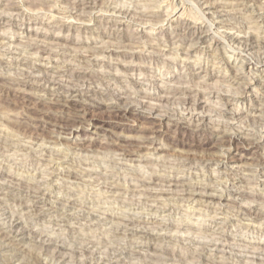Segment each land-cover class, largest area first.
<instances>
[{
  "label": "rangeland",
  "instance_id": "374dc122",
  "mask_svg": "<svg viewBox=\"0 0 264 264\" xmlns=\"http://www.w3.org/2000/svg\"><path fill=\"white\" fill-rule=\"evenodd\" d=\"M100 1L0 0V264H264V0Z\"/></svg>",
  "mask_w": 264,
  "mask_h": 264
},
{
  "label": "bare ground",
  "instance_id": "6f19581e",
  "mask_svg": "<svg viewBox=\"0 0 264 264\" xmlns=\"http://www.w3.org/2000/svg\"><path fill=\"white\" fill-rule=\"evenodd\" d=\"M82 2L80 3V4H78V5H81V6H83L84 7V9H85V7H91L92 6V4L94 5V3H91V0H81ZM95 1V0H94ZM100 1V0H99ZM80 2V1H79ZM101 2V1H100ZM96 5V4H95ZM106 5V4H105ZM207 5V4H206ZM217 5V4H216ZM173 7V6H172ZM213 8H216L215 6H214V3L213 2H211V4L209 3V5H207L206 6V9L207 10H212L213 11ZM215 10V9H214ZM123 11V10H122ZM135 11V10H134ZM133 11V12H134ZM171 11V10H170ZM169 11V12H170ZM216 11V10H215ZM215 11L213 12L214 14H215ZM120 12V11H119ZM169 12H168V14H169ZM207 12V11H206ZM210 12V11H209ZM208 12V13H209ZM124 12H122L121 14H119V15H122ZM135 13V12H134ZM137 13V12H136ZM124 14H127V13H124ZM123 14V15H124ZM139 14V13H138ZM151 12L149 13V12H145V13H140V17H139V19L141 18V16H150L151 17V19L152 18H154V19H157L158 20V18H160L157 14L156 15H153V13L151 14ZM130 15V14H129ZM183 15V14H182ZM125 17V16H124ZM142 17V18H143ZM149 17V18H150ZM145 18V17H144ZM80 19V18H79ZM138 19V18H137ZM148 19V18H147ZM120 20V19H119ZM122 20H123V18H122ZM142 20V19H141ZM160 20V19H159ZM82 22V21H81ZM156 22V21H155ZM190 24V23H189ZM183 25H184V23H183ZM183 25H181V26H183ZM186 26H187V24H186ZM185 26V27H186ZM183 28V27H182ZM187 29H189V28H187ZM205 29V28H204ZM193 30V29H192ZM188 30V32H187V39L190 41H192V40H202L205 36H204V31L205 30H200V29H198L197 28V30ZM186 31V30H185ZM207 31V30H206ZM233 35V34H232ZM228 37V36H227ZM237 37H239L238 35L236 36V37H234V36H229L228 37V39L230 38H232L231 40H236V38ZM170 38V37H169ZM240 38V37H239ZM238 38V39H239ZM243 38V37H242ZM241 39V38H240ZM120 40H121V38H120ZM187 40V41H188ZM187 41H186V43H187ZM232 41V42H233ZM238 41H240V40H238ZM241 41H242V39H241ZM240 41V42H241ZM236 42V41H235ZM263 42V41H262ZM239 43V42H238ZM188 44V43H187ZM240 44V43H239ZM238 44V45H239ZM261 44V46L260 47H262V43H259V41L257 42V40L255 41V39L253 38V37H247V38H245V39H243V41H242V46H240V47H242L241 49H242V52H244L245 54H243V53H240V54H242L241 55V58H242V67H247L248 69H250V70H260V68H261V70H264V50H263V52H261V54H259L258 56H257V58L256 59H253V57H252V52H249V53H247L249 50L250 51H253L254 49L253 48H257L259 45ZM264 45V44H263ZM264 48V47H263ZM240 49V48H239ZM253 49V50H252ZM105 51V50H104ZM252 53V54H251ZM250 54H251V56H250ZM239 55V54H238ZM239 57V56H238ZM229 66V65H228ZM231 66V65H230ZM240 66H241V64H240ZM227 68V67H226ZM33 69L34 70H43V68L41 67V66H34L33 67ZM256 72V71H255ZM44 73H45V71H44ZM47 73V72H46ZM46 73H45V75L43 76L42 75V79L41 80H43L44 81V84L45 83H49V84H51V85H55V84H59V82L57 81V80H55L54 78L52 79H48V76H46ZM28 74V73H27ZM84 74V73H83ZM83 76V75H82ZM85 76V75H84ZM86 76H87V74H86ZM233 76V75H232ZM50 77V76H49ZM79 77V76H78ZM238 77V76H237ZM241 77V76H240ZM243 78V77H242ZM263 78V77H262ZM261 78V79H262ZM252 79V78H251ZM236 80V79H235ZM248 80V79H247ZM254 80V79H253ZM23 81H25V80H23ZM239 81V80H238ZM137 82V81H136ZM135 81H134V84L136 83ZM256 82V81H255ZM25 83V82H24ZM24 83H22L23 85H25ZM30 83V82H29ZM260 83V82H259ZM21 84V83H20ZM28 84V83H27ZM249 84H250V82H249ZM258 84V83H257ZM17 85H19V83L17 84ZM29 85V84H28ZM61 86V85H60ZM68 86V85H67ZM242 86V85H241ZM257 86V85H256ZM260 86L262 87V89L264 90V78H263V80H262V83H260ZM69 88V87H68ZM243 88V90H244V87H242ZM246 88V87H245ZM260 88V87H259ZM77 89V88H76ZM175 89V88H174ZM174 89H173V91H174ZM176 90V89H175ZM78 91V90H77ZM77 91H71V92H69V95H67V99H65V102L66 101H73V102H76L77 103V101H78V96L81 94V92L79 91V92H77ZM180 91H182V90H180ZM167 92V91H166ZM174 92H176L177 93V91H174ZM174 92H172L173 94H174ZM194 92V91H193ZM182 93V92H181ZM181 93H179V94H181ZM186 93H187V97H186V100L189 102L190 100H189V98H190V92L188 93L187 91H186ZM68 94V93H67ZM184 94H185V92H184ZM82 95V94H81ZM178 95V94H177ZM258 95V94H257ZM254 95V96H251L250 97V101H252V102H255V103H257L258 105H260L259 104V102L260 101H263L262 99H263V97L264 96H262V95ZM264 95V94H263ZM174 96V95H173ZM192 96V95H191ZM195 96V95H194ZM168 97V96H167ZM198 97V96H197ZM61 98V97H60ZM184 98V97H183ZM172 99V98H171ZM182 99V98H181ZM192 99V98H191ZM61 99H59V98H57V100L55 101V103L54 104H56V105H63V106H65L66 104L64 103V104H61ZM193 101V100H192ZM191 101V102H192ZM186 102V101H185ZM195 102V101H194ZM197 103H196V107H194V110H198V109H200V108H202L203 106H200L203 102H206V101H203V100H201L200 98L199 99H197V101H196ZM264 102V101H263ZM263 102H261V103H263ZM195 104V103H194ZM194 104H193V106H194ZM163 105V104H162ZM109 106V108L110 109H113L114 111H116V112H118V113H120V114H122V115H126V114H128V113H131V112H136V110H139L140 108H144L143 107V104L142 103H136V104H132V102L128 99V98H126L125 96H122L120 93H118L116 96H114V98H113V102L111 103V105H108ZM145 106V105H144ZM200 106V107H199ZM257 106V105H256ZM263 106V105H262ZM170 108V107H169ZM224 108V107H223ZM255 108V107H254ZM44 109V108H43ZM49 109V108H48ZM160 109V108H159ZM159 109H158V107H151L148 111H149V116H148V118H151L153 121H160L161 120V116H163V114L161 115L160 114V111H159ZM193 109V108H192ZM257 109V108H256ZM194 110H190V113L193 115L192 117H193V120H192V123L191 124H194L195 126H199L200 124H203L204 123V119H203V115H201V113L200 112H198L197 114L198 115H196V114H193V113H195V112H193ZM226 110H227V108H226ZM258 111H259V109H257ZM43 111V110H42ZM41 111V112H42ZM142 111V110H141ZM158 111H159V113H158ZM225 111V110H224ZM260 112L262 113L263 111L262 110H260ZM49 113H51V112H49ZM148 113V112H147ZM252 114V113H251ZM45 115H46V117L50 120V122L49 123H52V125H54V126H56L57 128H59V130L60 131H62V133L63 132H65V131H71L72 132V130H74V126H76L78 123H81V119H79L77 116L76 117H73V118H66V117H63V116H58V115H53V114H47V113H45ZM258 115V114H257ZM263 115V114H262ZM258 116H260V119H262V118H264V117H262L261 116V114H259ZM258 116H256V117H258ZM264 116V115H263ZM262 117V118H261ZM171 118V117H170ZM14 122V121H13ZM46 122V121H45ZM207 122V121H206ZM15 123H16V121H15ZM18 123H20V121L18 122ZM48 123V122H47ZM22 124V123H21ZM24 124H26V123H24ZM23 124V125H24ZM187 124H189L188 122H187ZM190 125V124H189ZM15 126V125H14ZM26 126V125H25ZM28 126V125H27ZM201 126V125H200ZM34 127H36V126H34ZM194 127V126H193ZM227 127V126H226ZM19 129V128H18ZM198 129V128H197ZM233 129V128H232ZM196 130V129H195ZM230 130V129H229ZM228 130V131H229ZM227 131V133H229ZM226 132V131H225ZM225 132H223V134H222V131H221V135H223V142H233L234 140H235V137L234 136H231V134L229 135H227V134H225ZM230 132H232V131H230ZM59 133V132H58ZM238 133V132H237ZM64 134V133H63ZM219 135H220V133H219ZM233 135V134H232ZM235 135V134H234ZM217 137V136H216ZM34 138V137H33ZM218 138V137H217ZM247 138V137H246ZM253 138V137H252ZM239 139V138H238ZM243 139V138H242ZM218 140H220V139H218ZM244 140V139H243ZM246 142H249V141H246V139H245V145H246ZM252 141L250 140V142L249 143H251ZM126 144H124V146H122V150H124L123 151V153L125 152H127L128 154H126V155H130V149L132 148V147H138L139 148V146L141 145H139V143H141V141H134V140H126V142H125ZM198 143H199V141H198ZM248 143V144H249ZM200 144H202V143H200ZM247 144V145H248ZM136 150V149H135ZM121 151V150H120ZM132 151V150H131ZM134 154H135V152H134ZM125 155V154H124ZM157 179V178H156ZM163 180V179H162ZM165 180V179H164ZM141 181H143V180H141ZM168 184H180L181 182H182V179H180V177L179 178H171V179H167V181H166ZM145 183V182H144ZM164 183V182H163ZM185 184H186V182H185ZM197 184V183H196ZM23 185V184H22ZM208 186H209V184H207ZM139 186V185H138ZM147 186V185H146ZM171 186V185H170ZM174 186H176V185H174ZM112 187H114V186H112ZM187 187V186H186ZM196 187V186H195ZM202 187V186H201ZM200 187V188H201ZM139 188V187H138ZM203 188V187H202ZM117 189V188H116ZM190 189H192V188H190ZM194 189V188H193ZM199 189V188H198ZM184 190H186V188L184 189ZM205 190V189H204ZM208 190V189H207ZM206 190V191H207ZM147 191V190H146ZM149 191V190H148ZM156 191V190H155ZM191 191V190H190ZM193 191V190H192ZM203 191V190H202ZM130 192V191H129ZM208 192V191H207ZM156 193V192H155ZM154 193V194H155ZM159 193V192H158ZM188 193H189V191H188ZM191 193V196L193 197V195L194 194H196L195 193V189H194V191L193 192H190ZM202 193V192H201ZM160 194V193H159ZM159 194H157V195H159ZM163 194V193H162ZM148 195H150V192H149V194ZM157 195H155V196H157ZM165 195V194H164ZM200 195V194H199ZM202 195V194H201ZM205 195V194H204ZM206 195H209V196H211V194H209V193H206ZM161 196H163V195H161ZM200 197V196H199ZM212 197H214V196H212ZM216 197V196H215ZM220 197V196H219ZM198 199V198H197ZM246 211V210H245ZM247 213V212H246ZM250 216V215H249ZM127 222V221H126ZM132 222V221H131ZM155 222V221H154ZM138 223V222H137ZM15 224V223H14ZM12 225H13V223H12ZM128 225V224H127ZM136 225V224H135ZM134 225V226H135ZM138 225V224H137ZM187 225V224H186ZM18 226V225H17ZM8 227V226H7ZM19 228V227H18ZM182 228V227H181ZM151 229V228H150ZM20 231V230H19ZM21 232V231H20ZM146 232V231H145ZM17 233V232H16ZM152 234V233H151ZM27 238V237H26ZM162 238V237H161ZM11 239V238H10ZM135 251V250H134ZM201 253V252H200ZM177 257V256H176ZM183 257V256H182ZM179 258H181V257H179ZM184 259V258H183ZM259 259V258H258ZM175 260V259H174ZM177 260V259H176ZM183 261V260H182Z\"/></svg>",
  "mask_w": 264,
  "mask_h": 264
}]
</instances>
